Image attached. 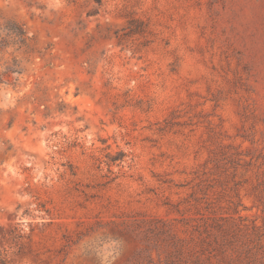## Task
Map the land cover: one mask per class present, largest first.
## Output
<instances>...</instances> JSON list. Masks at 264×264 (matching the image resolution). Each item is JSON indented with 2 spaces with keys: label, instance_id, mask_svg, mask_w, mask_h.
<instances>
[{
  "label": "rangeland",
  "instance_id": "1",
  "mask_svg": "<svg viewBox=\"0 0 264 264\" xmlns=\"http://www.w3.org/2000/svg\"><path fill=\"white\" fill-rule=\"evenodd\" d=\"M0 16L31 37L0 84V264H159L173 240L181 264H264V0Z\"/></svg>",
  "mask_w": 264,
  "mask_h": 264
},
{
  "label": "trees",
  "instance_id": "2",
  "mask_svg": "<svg viewBox=\"0 0 264 264\" xmlns=\"http://www.w3.org/2000/svg\"><path fill=\"white\" fill-rule=\"evenodd\" d=\"M31 46V37L22 23L14 20L5 19L0 16V84L6 83L15 86L18 76L22 74V62L29 53ZM15 75L14 81L10 77ZM214 227L211 223L203 224L202 233L205 238ZM175 236H171V239ZM172 250L169 251L163 263L159 264H181L183 261L182 250L178 241L171 242ZM204 251V250H203Z\"/></svg>",
  "mask_w": 264,
  "mask_h": 264
}]
</instances>
